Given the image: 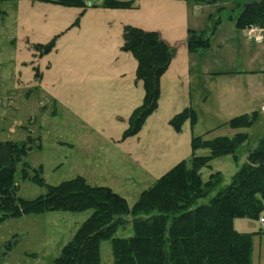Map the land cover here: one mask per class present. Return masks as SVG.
<instances>
[{
  "label": "rangeland",
  "instance_id": "1",
  "mask_svg": "<svg viewBox=\"0 0 264 264\" xmlns=\"http://www.w3.org/2000/svg\"><path fill=\"white\" fill-rule=\"evenodd\" d=\"M104 1L81 0L84 9L40 0L0 1V143L30 148L16 165L17 196L34 200L46 194L44 187L22 180L26 163L30 177L32 169H41L46 185L82 178L90 187L109 188L132 208L143 191L190 160L192 138L246 133L236 158H216L200 171L204 182L220 173L215 191L226 187L264 136V102L250 106L255 119L249 129L232 130L225 123L239 112L215 104L197 74L264 70V28L249 33L235 26L250 0H115L133 1L131 10L105 8ZM128 26L156 31L175 55L160 78L157 109L138 132L125 136L145 95L134 57L122 50ZM189 31H208L209 49L189 52ZM186 109L194 111L195 122L185 120L176 130L171 123ZM91 213L51 211L6 219L0 223V264H52ZM261 218L264 211L257 220L233 221L236 231L252 234L251 264H264ZM128 235L126 225L115 237ZM100 264H112L108 241L101 243Z\"/></svg>",
  "mask_w": 264,
  "mask_h": 264
},
{
  "label": "trees",
  "instance_id": "2",
  "mask_svg": "<svg viewBox=\"0 0 264 264\" xmlns=\"http://www.w3.org/2000/svg\"><path fill=\"white\" fill-rule=\"evenodd\" d=\"M19 1V0H0ZM68 8L84 9L81 0H40ZM194 1V0H184ZM214 4L224 0H195ZM103 7L135 9L134 2L105 0ZM217 23L211 26L213 34ZM239 29L264 28V0L249 1L235 20ZM208 31H189L186 48L189 52L207 51L210 46ZM122 50L130 52L137 63L136 77L144 88L142 105L130 120L125 136L138 132L147 116L157 109L160 96L159 81L175 55L156 31L124 27ZM255 113L239 115L225 123L232 130L249 129ZM185 120L195 122V113L186 109L171 125L179 130ZM246 133L233 138L219 137L191 140V158L182 161L143 191L129 208L125 199L109 188L90 187L82 178L58 186L46 185L41 169L23 164L22 180L44 187L46 194L34 200L17 196L16 165L26 157L25 143H0V223L9 218L51 211L81 213L92 211L61 250L52 264H100V246L108 241L112 264H251L252 234L237 232L235 219H259L264 211V136L249 150L246 162L231 178L229 184L217 189L220 173L203 181L200 171L209 169L216 158H236L239 146L247 140ZM200 150L206 156H197ZM208 202L198 204L213 192ZM126 217H129L126 219ZM128 225L132 236L115 237Z\"/></svg>",
  "mask_w": 264,
  "mask_h": 264
},
{
  "label": "crops",
  "instance_id": "3",
  "mask_svg": "<svg viewBox=\"0 0 264 264\" xmlns=\"http://www.w3.org/2000/svg\"><path fill=\"white\" fill-rule=\"evenodd\" d=\"M197 75L199 81L210 92L215 104L231 106L230 110L239 112V115L250 114L249 109L253 103L264 102V70L212 73L201 71Z\"/></svg>",
  "mask_w": 264,
  "mask_h": 264
},
{
  "label": "built area",
  "instance_id": "4",
  "mask_svg": "<svg viewBox=\"0 0 264 264\" xmlns=\"http://www.w3.org/2000/svg\"><path fill=\"white\" fill-rule=\"evenodd\" d=\"M257 29H256V27L255 28H253V27H251V28H249V30H248V32L249 33H254V31H256ZM260 38H257V40H259ZM262 110L264 111V108H262ZM259 222H260V224H262L263 226H264V218H261L260 220H259Z\"/></svg>",
  "mask_w": 264,
  "mask_h": 264
}]
</instances>
